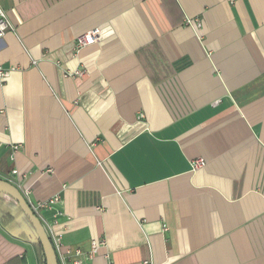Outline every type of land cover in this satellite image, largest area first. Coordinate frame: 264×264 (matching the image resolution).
<instances>
[{
    "label": "crops",
    "instance_id": "0c3cea01",
    "mask_svg": "<svg viewBox=\"0 0 264 264\" xmlns=\"http://www.w3.org/2000/svg\"><path fill=\"white\" fill-rule=\"evenodd\" d=\"M0 6V66L14 67L0 177L31 202L61 194L64 250L97 239L85 264H264V0ZM21 223L0 197V264H40Z\"/></svg>",
    "mask_w": 264,
    "mask_h": 264
},
{
    "label": "built area",
    "instance_id": "2783aa9c",
    "mask_svg": "<svg viewBox=\"0 0 264 264\" xmlns=\"http://www.w3.org/2000/svg\"><path fill=\"white\" fill-rule=\"evenodd\" d=\"M198 21V20H195ZM194 22L193 20H188V23L191 24ZM11 29L9 17L7 11H5L0 6V39L4 38L7 32ZM101 30L98 28L89 30L77 37L76 46L77 48H82L94 44L100 37ZM12 68H4L0 66V82L8 78L11 74ZM76 73L78 75L82 74V71L77 70ZM19 146L16 145L13 147V150L16 151ZM202 160H198L197 164H201ZM14 173H17V170H13ZM26 196V194H24ZM27 198V196H26ZM61 194L56 193L47 199H43L38 202H31L28 198V202L33 209V211L37 214V216L42 221L45 229L50 237V240L53 243V246L57 252L59 264H85L86 259H91L99 252L100 247L105 243L104 240H92L91 250L85 254L81 249L75 248H67L63 249V230L57 229L59 225V217L62 215L61 210L58 208V205L61 201ZM45 211H50L52 213V217L48 218L44 214ZM143 264H151L149 261H144Z\"/></svg>",
    "mask_w": 264,
    "mask_h": 264
},
{
    "label": "water",
    "instance_id": "95a60500",
    "mask_svg": "<svg viewBox=\"0 0 264 264\" xmlns=\"http://www.w3.org/2000/svg\"><path fill=\"white\" fill-rule=\"evenodd\" d=\"M0 192L5 193L16 200L19 204L20 210L28 217L30 223H32V227H34L37 233L38 242L42 246L43 253H45L44 257L46 264H59L57 252L52 241L50 240L45 226L31 208L26 196L21 191V189L16 187L11 181L0 177Z\"/></svg>",
    "mask_w": 264,
    "mask_h": 264
},
{
    "label": "trees",
    "instance_id": "16d2710c",
    "mask_svg": "<svg viewBox=\"0 0 264 264\" xmlns=\"http://www.w3.org/2000/svg\"><path fill=\"white\" fill-rule=\"evenodd\" d=\"M0 197L5 198V201L7 202V204L12 205L17 210H19L20 218L22 219L23 223H21V226L19 227V231L17 234L22 235L24 237H27L28 236L27 233H29V234L32 233L31 235L36 239L35 249L38 252L37 254H39L40 264H46L45 257H44L45 253H43L42 246L38 242L37 233H36L34 227H32L33 225H32V223H30V220L28 219V217L25 214H23V212L19 208V204L12 197H10L9 195L2 193V192H0ZM2 219L3 220L7 219L8 220L7 222H13L14 216L6 214V215H3ZM24 229L27 231V233L24 232L25 231ZM28 238H29V236H28Z\"/></svg>",
    "mask_w": 264,
    "mask_h": 264
}]
</instances>
